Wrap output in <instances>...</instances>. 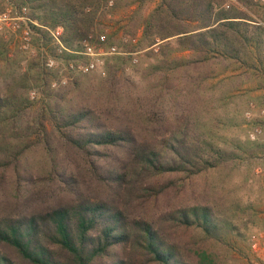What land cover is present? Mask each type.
<instances>
[{
	"label": "trees",
	"instance_id": "obj_1",
	"mask_svg": "<svg viewBox=\"0 0 264 264\" xmlns=\"http://www.w3.org/2000/svg\"><path fill=\"white\" fill-rule=\"evenodd\" d=\"M6 1L26 4L40 25H62L71 49L96 24L100 2ZM124 1L140 7L148 0ZM263 10L258 0H157L130 33L141 27L140 40L158 45V57L141 71L144 86L128 91L129 57L115 56L105 61L94 94L72 101L63 86H51L55 64L48 76L39 68L32 76L42 95L36 107L28 71L13 69L17 53L8 54L0 34V264H253L232 221L212 205L168 203L150 215L143 206L170 196L180 176L185 182L256 157V141L220 133L217 118L198 107L206 111L212 98L210 78L219 77L220 100L244 76L258 79L254 88L264 84ZM31 26L34 42L47 46V30ZM109 42L107 36L104 45ZM31 67L38 65L31 61ZM39 143L50 163L36 177L25 156ZM43 180L51 200L25 205L26 198L18 199L22 188ZM7 188L14 199L2 202ZM57 193L67 197L60 201Z\"/></svg>",
	"mask_w": 264,
	"mask_h": 264
},
{
	"label": "rangeland",
	"instance_id": "obj_2",
	"mask_svg": "<svg viewBox=\"0 0 264 264\" xmlns=\"http://www.w3.org/2000/svg\"><path fill=\"white\" fill-rule=\"evenodd\" d=\"M109 1L100 0L98 3L99 6L95 17L96 24L93 25L87 35L92 34L95 36L98 33H105L109 37L110 42L108 45L115 44L122 51L128 52L125 55H108L104 61L115 56L129 57L123 68L124 75L129 77L132 82L128 91L140 89L145 84L141 78V71L149 62L155 61V58L158 57L155 55L158 51V45L157 43L148 45L146 41L140 40L141 27L137 28L136 33L131 36L135 37V43H123L122 37L132 35L130 33H132L135 26L139 23L140 18L147 15L156 5L157 0H148L140 7L136 5L126 6L124 0H119L117 4H115V0H111L112 4L109 5ZM7 5L8 2L6 0H0V9ZM20 6H26L29 14V7L26 4ZM258 22L264 23V10ZM37 23L39 24L38 26H43L38 21ZM34 35L32 38L34 53H25L18 48L17 43L10 44L9 40L0 35V42L2 38L6 41L9 50L8 54L12 56L13 52L17 53L16 60L12 62L13 69L21 72L28 71V80L32 81V85H34L30 91H35V97H30L33 100L32 107H36L40 103L42 96L39 87L32 80V76L37 72L36 68L44 69L45 74H42L43 76H48V70L53 69V67L49 68L45 65L44 56L40 51L41 46L34 42ZM9 38H12V36H9ZM82 41L80 44L78 43V48L72 50H80ZM132 52H135V55H132ZM50 54L52 53L50 52ZM78 56L82 57L81 55ZM132 57H137V62H132ZM72 59H74V56L67 60L61 59L60 56L57 57L56 69L52 70L54 74H49L52 77L51 86L52 82L57 83L52 87L63 86L68 98L72 101L92 96L97 89L100 79L106 76L105 63L102 69L82 74L70 71L67 68V61ZM31 61H35L38 67L30 68ZM217 70H219V65L215 68V71ZM47 71L48 73H46ZM8 73H10V70H6L5 75ZM218 78H210L208 80L207 86L210 84L213 87L212 89L209 88L210 86L207 87L206 91L212 95V98L208 100L206 111L202 110L200 106L198 110H200L201 115L207 114L217 118L216 128L220 133L229 138H238L243 141L250 140L247 136V130L253 123L259 124L264 130V118L253 117V119L248 120L245 118L244 112L249 103H253L256 107H264V84L260 85L259 88H254L258 86V79L253 77L246 79L244 76L241 84L231 85L229 96L225 100H220L219 92L222 88L214 85ZM3 84L4 80L0 76V92L4 90ZM31 117V113L25 115L27 120H30ZM250 141H256L259 145L255 158L238 160L225 166L211 169L205 173L194 175L185 182L181 180L182 176H180L177 179L176 188L171 190L170 196L160 198L157 204L153 201H148L143 206L145 214H154L158 205H168V203L172 205V203L176 204L188 201L190 203L210 204L216 212L232 221L235 226L234 233L237 235L236 239H238V242L240 241L239 243L250 257L248 239L251 234L259 229L264 217V136L258 140ZM25 162L36 177L45 175L48 172L50 162L41 143L33 145L28 150ZM258 168H260L259 171L257 170ZM42 182L47 183H39L35 186L26 185L19 192L18 199L26 198L27 200L24 201L25 205H36L51 200L50 192L47 191L46 186L49 182L48 180H43ZM183 182L184 184H182ZM14 196L15 191L7 188L2 202L11 201L14 199ZM66 197L67 194L63 193H57L56 196L60 201L65 200ZM242 263L247 264L244 260ZM262 264H264V261H262Z\"/></svg>",
	"mask_w": 264,
	"mask_h": 264
},
{
	"label": "built area",
	"instance_id": "obj_3",
	"mask_svg": "<svg viewBox=\"0 0 264 264\" xmlns=\"http://www.w3.org/2000/svg\"><path fill=\"white\" fill-rule=\"evenodd\" d=\"M258 1L263 2L264 0ZM108 4L111 5L112 1L110 0ZM32 24L39 25L35 19L29 16L26 6L8 4L0 10V34L5 39L9 40L10 44L17 43L18 48L25 53H34V46L32 43L34 31L31 26ZM260 24L264 25L262 22H260ZM42 27L47 30L50 37L48 45L46 47H40L41 54L44 56L45 65L49 68L55 66L57 54L61 55L66 52L78 54L84 58V60L78 58L67 61V68L70 71L82 74L102 69L105 63L104 59L108 55L128 54V52L122 51L121 48L117 47L115 44L105 46L104 43L107 40V35L105 33H98L95 36L92 34L87 35L81 43V49L72 50L63 42L62 25ZM9 36H12V38H9ZM122 42L132 44L136 42V39L135 37L126 35L122 37ZM48 47L54 50L55 55L50 54ZM131 54L135 55V52ZM132 62H137V57H132ZM56 84V82H52V86ZM30 97H35V91H30ZM244 116L248 120L253 119V117L264 118V107H256L253 103H249L244 112ZM247 136L250 140H258L260 137L264 136V130L259 124L253 123L247 130ZM257 170L259 171L260 168ZM248 240L250 251L255 258L252 260L253 264H262V261H264V217L259 229L251 234Z\"/></svg>",
	"mask_w": 264,
	"mask_h": 264
}]
</instances>
